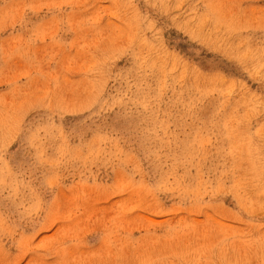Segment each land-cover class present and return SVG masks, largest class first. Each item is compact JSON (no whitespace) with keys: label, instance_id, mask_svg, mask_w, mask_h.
Returning a JSON list of instances; mask_svg holds the SVG:
<instances>
[{"label":"rangeland","instance_id":"374dc122","mask_svg":"<svg viewBox=\"0 0 264 264\" xmlns=\"http://www.w3.org/2000/svg\"><path fill=\"white\" fill-rule=\"evenodd\" d=\"M0 264H264V0H0Z\"/></svg>","mask_w":264,"mask_h":264}]
</instances>
